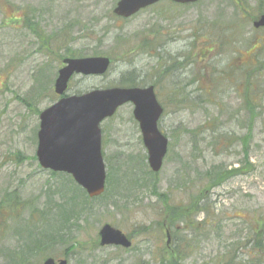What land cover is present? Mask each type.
Returning a JSON list of instances; mask_svg holds the SVG:
<instances>
[{"label":"rangeland","instance_id":"1","mask_svg":"<svg viewBox=\"0 0 264 264\" xmlns=\"http://www.w3.org/2000/svg\"><path fill=\"white\" fill-rule=\"evenodd\" d=\"M117 1L0 0V198L20 201L12 219L0 216V264L8 259L1 251L6 239L17 245L26 226L52 219L71 195L68 176L53 175L36 159L39 113L58 98L53 84L61 57L95 55L111 58L107 72L75 75L67 94L131 86L122 84L124 77H135L139 86L159 80L155 91L164 112L158 126L169 145L156 176L158 191L172 204L200 196L210 214L193 210L179 221L183 230L174 234L183 245L192 241L181 264H264L254 256L255 237L264 236V45L257 43L264 31L251 19L264 12V0H243L246 13L230 0H160L128 18L112 13ZM26 14L35 17L48 49L22 26ZM123 64L128 68L119 71ZM244 95L257 101L252 119ZM132 109L126 103L100 124L110 184L79 221L78 243L69 252V244H60L46 256L68 264H157L162 257L167 237L157 222L164 212L146 176L147 153ZM232 168L241 169L208 188V173ZM124 183L134 186L130 194ZM120 192L127 199L113 205ZM105 223L129 235L132 246L99 245Z\"/></svg>","mask_w":264,"mask_h":264},{"label":"water","instance_id":"2","mask_svg":"<svg viewBox=\"0 0 264 264\" xmlns=\"http://www.w3.org/2000/svg\"><path fill=\"white\" fill-rule=\"evenodd\" d=\"M159 0H118L113 13L127 18ZM186 4L197 0H172ZM264 26V14L253 22ZM110 59L106 56L67 57L58 69L54 92L59 99L39 113L35 155L43 169L70 174L75 183L92 198L105 190L106 169L101 149L100 123L125 103L133 105L132 114L138 122L142 142L151 171L158 172L167 152L168 138L158 128L163 108L157 100L154 86H112L94 88L79 94H66L68 82L75 74L101 75ZM99 244L124 248L131 240L109 223L99 231ZM167 242L169 232L166 231ZM40 264H67L66 258H45Z\"/></svg>","mask_w":264,"mask_h":264},{"label":"trees","instance_id":"3","mask_svg":"<svg viewBox=\"0 0 264 264\" xmlns=\"http://www.w3.org/2000/svg\"><path fill=\"white\" fill-rule=\"evenodd\" d=\"M31 14H26L25 18H23V26L29 30L31 34H34L35 39L38 40L39 48L41 49H48L49 43L48 39L46 37L42 36V33L39 30V25L37 21L35 20V17L28 16ZM43 38V40H42ZM40 42V43H39ZM263 44H261L262 46ZM161 69V66H159ZM164 70V69H163ZM160 74L157 75L159 78ZM156 77V78H157ZM125 79H122V84L127 85H138L140 84V81L136 79L135 77H124ZM159 80H156V83H153L155 86L158 84ZM188 83V82H187ZM250 83L247 82L245 84V92L250 88ZM252 86V84H251ZM188 94L187 92L185 93ZM189 97V96H188ZM184 98V99H183ZM190 98V97H189ZM183 100L188 102V98L182 97ZM200 99V97H199ZM254 95H244V101H245V107L247 110H249L250 118L252 119L254 115V107L257 106L256 102H254ZM180 102V99L178 100L177 104ZM180 103H183L181 101ZM249 118V125L251 124V120ZM204 130H207V127H205ZM248 130H251L248 128ZM236 140H239V138H236ZM241 168H232L230 170H224L217 171L216 173H208V183L209 187L221 183L230 173H235L237 171H240ZM53 175H55V172H51ZM70 180V183L72 184L73 190H71V195L68 196V200L62 201L61 204H58V208L55 211L54 214H52V219L47 220L46 223L42 224L41 226H35V227H28L27 226L23 229V232L25 233V237H21L22 240L15 246L9 245V239H6L4 241V245L2 247V252H8V259L4 264H29L34 258H41L49 254V252H53V248L60 245V244H69V248H66L69 252L70 250L75 248V245L78 243L76 241V233L75 229L79 227V221L82 219L83 215H86V213L91 211V203L93 200L99 199L103 196H105V192L94 198H89L85 191L78 186L70 175L66 174ZM158 173H154L148 169V172L146 173V176L149 180V182L152 184V189L161 198L162 203V211L164 212L163 218L160 222H157V227L162 229L163 226V220H167L168 223L173 226L174 223H176L181 219H184L185 211L188 210V217L191 216L190 212L193 211V214H196L201 211H206L207 213L208 208L204 206L202 201H199L200 196L196 199L194 202H190L187 204H172L170 201H168V197L164 192H159L157 187V176ZM138 179H135V181ZM134 181V182H135ZM130 182V181H129ZM110 184V174L107 173L106 177V186ZM128 183H124V189H126V193H131L134 186H127ZM144 184V183H142ZM145 185V184H144ZM121 186V185H120ZM143 187V186H142ZM67 194V193H65ZM128 194V195H129ZM128 196L122 195L120 192L119 195H117L118 202H113V205H116L118 203L124 202L125 199H127ZM20 201L18 198H12L11 200L6 199L5 197L0 198V216L3 215L6 218V221L12 219L14 217L13 212L19 209ZM49 210H44L46 214H48ZM59 214V217H58ZM62 216H64L62 218ZM205 221H201L200 224L204 223ZM188 223L189 221H186L185 227L186 232L188 234ZM191 223V221H190ZM199 225V223H197ZM206 224H208L206 222ZM145 227V226H144ZM150 227L144 228L145 230ZM198 228V227H195ZM2 229L1 223H0V231ZM21 230V229H18ZM183 230V229H182ZM179 232L178 230L175 231V233ZM256 231L251 230L250 235H255ZM257 235V234H256ZM192 242L189 239H187L184 242H181V239L179 237L174 238L173 245L168 248L167 246L164 248V252L162 254V257L158 260L157 264H181L182 259L185 257V255L188 254V251L191 250L190 243ZM251 242V241H250ZM248 241V244H250ZM254 245L256 247V254L255 260L257 263L264 262V236H256L254 240ZM252 243V242H251ZM5 247V248H4ZM69 253H65V257H68ZM231 260L229 262L234 261L236 259V254L234 257L233 254H229ZM47 257V256H46ZM230 264V263H229Z\"/></svg>","mask_w":264,"mask_h":264},{"label":"flooded vegetation","instance_id":"4","mask_svg":"<svg viewBox=\"0 0 264 264\" xmlns=\"http://www.w3.org/2000/svg\"><path fill=\"white\" fill-rule=\"evenodd\" d=\"M231 1H233V3L235 4V6L236 7H238L239 9H241V12L242 13H246L247 12V8H246V6H245V3L243 2V0H231ZM261 14H264V12H259L257 15L255 14V16H253V17H251V19H255L256 17H258L259 15H261ZM22 22H23V20H22ZM22 24V26H23V23H21ZM24 27V26H23ZM263 30L264 31V26H261V27H258V28H255V30ZM258 42H262V44L264 43V35L262 36H260L259 37V41H257V43ZM62 60H63V58H61V62H62ZM155 88V87H154ZM207 101H208V99H207ZM210 101V100H209ZM186 213L184 214V217L186 218L187 216H188V210H186L185 211ZM204 212V211H203ZM206 212V211H205ZM206 215L207 216H209L210 214H209V212L207 213L206 212ZM182 220V219H181ZM167 221V220H166ZM165 220H164V222H163V227H164V229L165 228H170L169 229V233H170V239H171V241H170V243H169V246H168V248H170V246L171 245H173V243H174V238H176L177 236H176V234H174L175 233V231L176 230H178V231H181L182 229H181V227H182V225L180 224V223H178V221L176 222V223H174L173 224V226H171L169 223H168V221L166 222Z\"/></svg>","mask_w":264,"mask_h":264},{"label":"clouds","instance_id":"5","mask_svg":"<svg viewBox=\"0 0 264 264\" xmlns=\"http://www.w3.org/2000/svg\"><path fill=\"white\" fill-rule=\"evenodd\" d=\"M128 68V65H126V64H123V65H120L119 66V71H123V70H126Z\"/></svg>","mask_w":264,"mask_h":264}]
</instances>
